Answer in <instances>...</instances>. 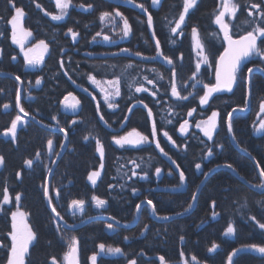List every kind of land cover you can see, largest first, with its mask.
<instances>
[{"label":"trees","instance_id":"trees-1","mask_svg":"<svg viewBox=\"0 0 264 264\" xmlns=\"http://www.w3.org/2000/svg\"><path fill=\"white\" fill-rule=\"evenodd\" d=\"M113 1L127 3L126 0H73L68 15L62 21H52L50 16L45 15L46 12L59 13L52 0H15L16 6L22 7L25 12L24 28L32 32L30 46L34 48L41 39L49 45L43 62L36 68L24 65L21 52L12 44L10 25L0 21V31L4 33L0 37V73L21 77V106L29 112V116L44 125L55 122L57 129L64 127L68 132V148L57 163L51 182L52 189L60 192L59 199L52 198L64 220L75 225L94 215L105 214L129 225L134 219L136 204L148 199L156 206L158 218L183 213L187 204L192 202L191 195L196 192L203 173L225 162L232 163L238 175L250 185L259 183L254 166L232 147L227 135V113L233 108L246 107V87L241 78L238 76L232 92L213 95L209 105L203 108L199 105V96L204 94L203 85L198 84L195 89L191 87L195 83L192 79L194 74L203 83L214 84L215 62L224 50L214 22L222 0H198L197 7L190 10L186 17V26L181 25L175 35L171 28L182 12L183 0H159L156 5L152 4V0H133L132 5L143 4L147 13L152 15L154 40L150 36L146 17L137 8L119 6ZM233 2L240 4L235 17L229 22L231 35L237 39L255 27V24L249 25L244 21L252 20L248 13L251 11L255 16L256 10L246 7L247 0ZM90 3L94 5L91 10L79 7L80 4ZM37 4L40 8L36 7ZM116 8L131 25L129 40L110 47L95 44L93 37L96 39L97 33L102 30L100 13L113 12ZM13 14L8 0H0V17L8 18ZM193 27L197 28L195 38L192 36ZM68 28L79 33L75 41L70 34L66 35ZM156 39L161 42V50L173 58L175 75L173 66L135 55L140 52L143 56H155ZM196 39L204 46L203 53L195 47ZM122 49H129L130 54L122 53ZM14 55L17 57L15 61L12 60ZM202 55L209 56L208 65L202 62ZM61 60L64 61L63 68ZM197 63L201 67L195 73ZM129 64L131 68L127 67ZM254 66L264 67V60H250L245 74L247 67ZM90 76L96 81L120 79L121 96L114 102L115 108L110 109L101 101L100 94L89 83ZM37 78L41 79L40 85L35 84ZM252 80L250 110L233 116L232 135L241 149L246 148L259 160L264 157V131H257L259 124L264 122V112L260 109L264 101V77L255 73ZM173 83L181 96L189 92L193 95L187 100H177L171 96ZM129 84H132L131 88ZM141 85L148 91L136 93L135 87ZM17 89L18 84L14 80L0 77V135L19 115L15 109ZM29 96L32 98L29 99ZM72 96L80 101L78 112L77 108L65 107L68 98L71 99L68 104L74 103ZM4 104H8L9 108L5 109ZM193 108L196 111L189 118L187 113ZM149 110L153 113L152 117L148 116ZM212 111L219 113L218 135H214V140L222 143L224 148H215L213 157L202 159L206 149L201 141L207 138L195 128V124L201 119L206 120ZM101 115L103 121L100 120ZM52 116H56V120H52ZM169 120L172 123L169 124ZM22 121L15 142L12 139L0 140V155L5 157V165L0 166V203L5 188L11 201L3 206L4 211H0V240L10 244L5 233L11 231V212L17 209L14 197L23 193L18 207L27 213L29 226L38 234V239L29 245L25 264H51L52 257H56L57 264H66L63 257L68 252L72 237L79 242V264H88L89 257L94 252L99 253L98 245L101 243L106 247H120L129 259L143 251L145 256L139 257L137 264H145L149 257L160 256L165 258L166 264H185L186 261L195 264L191 261L192 255L198 258L200 264H227V256L231 252L253 243L264 245V233L245 223L243 218L252 214L264 221V192L249 189L227 170L217 172L206 181L195 208L181 219L157 223L151 219L149 207L145 205L138 224L127 230L117 229L108 233L105 229L107 222H94L73 231L50 222L43 189L47 167L57 155L49 156L46 145L47 140L52 139L53 151L59 153L62 135L46 131L31 121ZM184 121H189L190 129L186 135H181L179 128ZM153 122L157 127L155 138L151 135ZM133 129L147 135L151 144L124 149L112 144L113 135H123ZM164 131L169 133L171 140L163 137ZM97 140L105 149L103 160L96 151ZM156 141L180 165L179 170L185 171L188 179L184 192L179 186L176 166L156 149ZM212 143L208 141L209 145ZM37 152L41 153L40 160H36ZM28 159L34 161L32 169L25 164ZM101 163L103 169L100 168ZM195 163L202 164V171L195 169ZM156 167L163 169L160 177L154 175ZM261 167L264 168V164ZM170 168L173 169L172 175L168 174ZM92 171H101L95 186L87 179ZM17 172L21 173V180L17 179ZM145 173L147 179H141ZM121 185L124 187L121 188ZM133 189L137 190L135 194ZM93 195L107 201L104 208L95 207L91 199ZM72 199L85 200L83 213H70ZM245 201L248 207L237 212ZM214 213L217 215L214 216ZM229 223L238 229L231 236L224 235ZM181 235L185 237L183 241L180 240ZM125 237L128 239L125 240ZM214 243L218 248L210 253L208 248ZM4 258L5 253L0 250V262ZM235 259L241 260V264H264V257L250 251L240 252ZM98 264H126V258L124 255L99 253ZM152 264L159 263L152 259Z\"/></svg>","mask_w":264,"mask_h":264},{"label":"snow or ice","instance_id":"snow-or-ice-1","mask_svg":"<svg viewBox=\"0 0 264 264\" xmlns=\"http://www.w3.org/2000/svg\"><path fill=\"white\" fill-rule=\"evenodd\" d=\"M127 3H133V0H126ZM159 0H152V4L156 5L158 4ZM8 3L13 10L14 14L11 15L8 18L0 17V21H3L6 25H10L11 29V41L13 44L17 45L20 49V52L23 54L24 59V65L31 68L38 67L43 62V56L45 53H48L49 45L45 43L43 39L39 40V42L35 45V47H30L25 49V44L29 37L32 36V32L29 30H26L23 26V21L25 17V12L22 7H17L15 0H8ZM198 5V0H183V8L182 12L179 15L178 21L175 23V26L171 28L172 34H177V30L181 29V25H185L186 17H188V14L190 10L195 9ZM55 6L59 10L58 14H50L45 13V15L50 16V19L52 21H62L66 15H68V10L70 7L73 6V0H55ZM37 8H40V5H36ZM80 8H85L87 10H91L94 8L93 4H80ZM136 7L142 9L145 13H147V9L144 7L143 4H136ZM246 7H250L251 9L256 10V15L253 16V12L249 11V16L253 17L252 20H245L244 23L252 25L255 24V27H252L251 30L247 31L246 34H243L240 36L239 39H233L232 35H230V25L229 23L225 22V17H235L236 12L240 8V4L238 2H233V0H222L221 8L218 12V14L215 15V24L219 26L220 30L223 33L224 41L227 43V47L224 48L223 53L219 55L218 60L215 62V83H203L201 79H198L197 76L194 74L192 76V79L195 81L191 85L193 89L196 88V85L202 84L204 89V94L202 96H199V105L203 108L205 105H209V101L213 97L214 94L222 93V92H232L234 85L237 83L238 76L241 78V81L245 84V87L248 89V94L251 95V86L253 83L252 77L255 75V72H261L264 73V67H247L246 68V74H245V67L246 64L254 59L259 58L261 60H264V0H260V2H256V0H247ZM113 13L115 17H119L123 22V28H122V37L126 38L130 35L131 32V25L128 22V19L124 17L123 13L119 11L118 8L114 9L113 12L109 11H102L100 13L99 19L101 21H105L106 19L113 17ZM147 24L149 28L153 25V17L150 13H147ZM186 26V25H185ZM67 34H70L72 37V40L75 41L79 33L75 32L72 28H68ZM4 35L3 31H0V37ZM97 35H100V33H97ZM153 38L155 39V32H153ZM213 36H216V33H212ZM192 36L195 38L197 36V28H192ZM95 39V37H93ZM104 41H110V37L108 35L103 36ZM258 41H260V44H258ZM156 49L157 53L155 56L147 57L143 56L140 52H136L135 55L137 57H141L144 60H157L158 58L163 59L168 65L173 66V75H175V68H174V60L170 55L165 54L161 50V42L159 39H156ZM195 47L200 50L201 53L204 52V46L201 44L199 39L195 40ZM36 49H40L39 55H33V53L36 51ZM122 53L124 54H130L129 49H122ZM0 53H2V49H0ZM17 57L14 55L12 56V60H16ZM182 59V57H181ZM202 62L205 65H208L209 63V56L208 55H202L201 56ZM243 65V66H242ZM60 66L64 67V61H60ZM128 68H131L132 65H127ZM201 64L197 63L195 66V73H198L200 70ZM67 74V73H65ZM16 81H21V77L19 75L15 76ZM89 79L92 81V83L97 84L98 82L95 80L94 77H89ZM147 79V78H146ZM135 83V81H133ZM148 83H152L151 80H148ZM36 85L41 84V79L37 78L35 80ZM106 84L113 89V91L108 92L107 89L101 88V91L104 92L103 99L105 103L108 104L109 108H115L116 105L112 103L111 101L114 100L117 97L121 96L120 91V79H114V80H108ZM132 87V84H129V88ZM85 91H87L85 89ZM148 91L147 88L141 86L135 87L136 93H142ZM193 93L189 92L188 95L181 96L180 92L177 89V86L175 83L171 86V96L175 97L177 100H187L189 96H192ZM32 97L29 96V99ZM72 100L74 103L71 104H65L66 108H72L76 109L78 105L80 104V101L76 100L75 96H72ZM142 102V101H141ZM247 102V101H246ZM15 104L19 108V111L23 113L25 117L29 116V112L24 109V107L21 106V92L19 89H17L15 94ZM3 107L5 109L9 108L8 104H4ZM147 107V105H145ZM260 109L262 112H264V101L260 104ZM239 111L243 112L244 108H239ZM196 109L193 108L190 111H188L187 115L192 116L193 112H195ZM237 111L236 108H233L231 112L227 113V132L229 134L233 133V112ZM153 113L151 110L148 111V116L152 117ZM219 113L217 111H212L211 116H209L206 120L201 119L198 123L195 124V127L200 129V131L203 133V136L207 138L206 141H201V143L204 144L206 153L202 157V159L213 157L216 153L214 152L215 148L223 149L224 145L222 143H218L214 140V135H218V121ZM52 120H56V116L51 117ZM100 120L103 121L104 117L103 115L100 116ZM23 123L22 118L20 115H16L14 119L11 120L10 127H8L4 132L3 136L9 137L11 136L13 142L17 139V130L18 125ZM73 123H76V121H73ZM168 123H172V121H168ZM189 128V124L187 121H184L180 125L179 131L181 134H187ZM257 131H264V122H261L259 124V128ZM59 132L63 133L65 137L68 136V132L64 127L59 128ZM151 135L153 138L157 135V127L155 122L152 124V131ZM163 136L166 137L168 140H171V137L169 136V133L167 131L163 132ZM232 141H236V137L234 135L231 136ZM113 143L118 146L121 149H124L126 146H130L133 148H138L142 145H147L150 143L149 137L147 135H143L140 131H137L135 129L128 131L126 134L123 135H113L112 137ZM208 141H212V145L208 144ZM175 146V142H173ZM47 150L49 153V156L51 155H57L59 156V153H55L53 151V140L48 139L47 140ZM65 145L61 144L60 147L63 148ZM239 146V145H237ZM156 149L160 151L161 154H163L172 165L176 166V170L180 169V165L177 164L176 160L173 159L169 154L164 150V148L161 147L160 142L156 141L155 143ZM96 151L99 152L101 160H103L105 156V149L100 144V142L97 140L96 143ZM242 151L246 152L247 155L250 157L251 162L254 165V171L258 170V176L260 179V182L257 184H252V187L254 188H260L264 189V168L261 167L262 164H264V157H261L259 160L252 156L251 152H248V150L242 149ZM41 159V153H36V160ZM55 162V161H54ZM135 163V162H133ZM25 164L29 169L33 168L34 161L33 159H28L25 161ZM5 165V157L3 155H0V166ZM139 167V165H137ZM224 167L231 172H237L236 167L232 163L225 162L222 165H217V168ZM100 168L103 169V163L100 164ZM195 169L198 171H202V164L201 163H195ZM216 169H211V171H215ZM50 171V170H49ZM163 169L161 167H156L154 175L156 177H160ZM169 175L173 174V169H169L168 172ZM209 172H204L203 175L205 179L209 176ZM133 175L135 176L136 173L133 171ZM17 179L21 180V173H16ZM101 176V171H92L88 175L87 179L91 182L93 186L96 185L97 179ZM178 177H179V186H184L185 181L188 179L185 175V171L179 170L178 171ZM141 179H147V173H145L143 176L140 177ZM241 179H244L241 177ZM111 187V186H110ZM124 185H121V188H123ZM136 189H133L134 194L136 193ZM23 193H17L14 197L15 202L17 204L16 211L11 212V231L6 232L5 235L8 239H10V244L5 243L4 240H0V250L4 251L5 258L0 264H25V258L29 252V245L32 244L34 241L38 239V234L29 226V223L27 222V213L25 211H21L18 207ZM43 195L47 200V206L51 209V214L49 215V221L52 223H58L56 220L53 219V217L59 218V220H64V217L61 215V213L57 210V207L53 203V198L49 195V188L44 187L43 189ZM60 192L59 190L56 191V199H59ZM92 201L95 203V207L97 209H102L106 205L107 201L105 199H101L98 196L93 195L91 197ZM198 199V196L196 193H193L191 195V203L187 204V207L184 209L185 212L189 211L192 207L194 202ZM10 196L8 194L7 188L4 189L3 192V199L2 203H0V211H4V205H8L10 203ZM257 204L260 203V201H256ZM147 205L151 206V211L153 215H157V209L156 206L153 204V201L151 199L147 200ZM213 207L216 206V202L212 201ZM85 206V200L84 199H72L70 203V208L73 210H78L81 213L84 211ZM136 209L139 211L141 208L140 203L136 204ZM248 207L247 201L240 204V207L237 209V212H240V209H246ZM177 215H182V213H177ZM217 215L214 213V216ZM162 220H170L171 217L169 215H163L159 216ZM245 220V223H249L254 229H258L261 231V233H264V221L259 220L255 215L248 214L243 217ZM109 219H115L114 217H109ZM66 228H74V224H68L65 222ZM106 227L109 230H113L114 225L112 223H108ZM147 230V227L145 228ZM57 231H59V227H57ZM238 231L237 227L233 223H229L226 232L224 235L231 236L235 234ZM143 234V233H141ZM128 238L125 237V240ZM185 237L183 235L180 236V240L183 241ZM78 241L75 237H72L69 242V250L63 257V260L66 262V264H79L77 259V252H78ZM99 253H107L111 255H124L126 258V264H137L139 257L145 256V253L141 251L135 258L129 259L127 257V254L123 252V250L120 247H112L107 246L103 243L98 245ZM218 248L217 244H212L210 248H208V251L215 252ZM255 252L259 254L261 257H264V245L253 243L249 246H246L245 248L237 249L236 251L231 252L227 256V264H241V260L235 259V257L239 256L240 252ZM99 253H93L90 257V264H98V255ZM183 256L184 254L181 253ZM159 260L161 261V264H163L165 258L163 256L159 257ZM191 261L195 262V264H200V261L195 255L191 256ZM51 264H57L56 257H52ZM145 264H152V258L149 257ZM185 264H188L186 261Z\"/></svg>","mask_w":264,"mask_h":264},{"label":"water","instance_id":"water-1","mask_svg":"<svg viewBox=\"0 0 264 264\" xmlns=\"http://www.w3.org/2000/svg\"><path fill=\"white\" fill-rule=\"evenodd\" d=\"M113 3H115L116 5H119V6H127V7L137 8V9H138V10H139V11H140V12L146 17V19H147V13H145L142 9L136 7L135 5H132V4H129V3L120 2V1H114ZM216 26H217V28H218V32H219V34L221 35V38H222V41H223V44H224V48H226V47H227V43H226V41H224L223 33H222V31L220 30L219 26H218V25H216ZM149 30H150V36H151L152 39L154 40L153 35H152V34H153L152 27L149 28ZM230 35H231V33H230ZM233 39H234V38H233ZM238 39H239V38H238ZM155 44H156V43H155ZM222 53H223V52H222ZM222 53H221V54H222ZM157 61H159V62L162 63L163 65H168L165 61H163V59L158 58ZM255 73H258V74H260V75H262V76L264 77V73H261V72H258V71L255 72ZM0 77H2V78H9V79L14 80V81L18 84V89L20 90L21 95H22V92H23V83H21V82H19V81H16L15 76H13V75H9V74L0 73ZM214 83H215V77H214ZM217 94H218V93H217ZM214 95H216V94H214ZM250 96H251V95L248 94V89L246 88V101H247V102H246V107L244 108V111H243V112L239 111V110H238L239 108H236L237 111L233 112V116L236 115V114H245V113H247V112L249 111V108H250ZM66 102H67V104H68V102H71V99L68 98V100H66ZM15 107H16V110H17L18 114L21 116L22 120H29V121L35 123L37 126L41 127L42 129L46 130V131H50V132H53V133H58V134H61V135L63 136V138H64V140H63V145H65V146H64L63 148H60V151H59V154H60V155L56 157L55 162H54L53 165H52V168H51V171H50V174H49V176H50L51 173L53 172L55 166L57 165L59 159L63 156V154H64L65 151H66V146H67L68 137H65L63 133L59 132V129H56V128H55V127H56V123H55V122H51L49 125H44V124H42L40 121H38L36 118H34V117H32V116L25 117V116L23 115V113H21V112L19 111V108L16 106V104H15ZM231 111H232V110H231ZM231 111H230V112H231ZM226 120H227V118H226ZM20 125H21V124H20ZM20 125H18V128L20 127ZM226 129H227V124H226ZM227 135H228V139H229V142H230V144L232 145V147H233L235 150H237L238 152H240L241 154H243V155H244L248 160H250V162H251V159H250V157L247 155V153L244 152V151H242V149H241L239 146H237V144H236L234 141L231 140V136H232V134H229V133L227 132ZM10 139H12L11 136H9V137H5V136H3V133L0 135V140L7 141V140H10ZM251 163H252V162H251ZM252 165H253V163H252ZM253 166H254V165H253ZM212 169H216V170H215V171H211V172H210V170H209L208 172H209L210 174H209V176L207 177V179H205V177L203 176L201 182L199 183V185H198V187H197V189H196V192H195V193L197 194V196L199 195L200 190L202 189V187L204 186V184L206 183V181H207L210 177H212L214 174H216L217 172L222 171V170H227V171L231 172L230 170H228V169H226V168H224V167H219V168H217V166H215V167L212 168ZM178 171H179V170H177V172H178ZM256 171L258 172V170H256ZM231 173L234 175V177H235L238 181H240L242 184H244L245 186H247L249 189H251V190H253V191H256V192H258V193H262V192H264V189L254 188V187H252V185H250L249 183H247L244 179H241V177L238 175L237 172H231ZM49 178H50V177H48V179H47L46 187H48V180H49ZM185 190H186V184H184V186H182V190H181V191L184 192ZM196 202H197V200L194 202L193 207H192L189 211H187V212H185V213H182V215H173V216H170L171 219H170V220H167V221L162 220V219L156 217V215H153V214H152V211H151V206L148 205V207L150 208V217H151V219H152L153 221H155V222H157V223H167V222H170V221H173V220H176V219H181V218H184V217L188 216V215L193 211V209L195 208ZM45 204H46V207H47V209L49 210V212H50V214H51V209H50V207L47 206V200H46V198H45ZM140 205H141V208H140L139 211H138V210L136 211V215H135L134 222H133L132 224H130V225H123V224H121L120 222H118V221H116V220H114V219H109V217H107V216H95V217H93V218L86 219L85 221H83V222L80 223L79 225L75 226L74 228H66V227H65V222H64L63 220L61 221V220H59V218H56V217H53V218H54V219H55L60 225H62V227H64L65 229H68V230H76V229H79V228H81L82 226H84V225H86V224H89V223H92V222H94V221H104V222L112 223L115 227H117V228H119V229H126V230H127V229H132V228H134V227L137 225V223H138V221H139V219H140V213H141V210H142L143 206L147 205V201H142V202L140 203ZM71 211H73V209H71ZM106 231H107L108 233H110L111 230H109V229L107 228ZM77 259H78V262H79L78 252H77ZM147 259H148V258H147ZM152 259L155 260V261H157L159 264H161V261L159 260V257H154V258H152ZM163 264H166V263L163 262Z\"/></svg>","mask_w":264,"mask_h":264},{"label":"rangeland","instance_id":"rangeland-1","mask_svg":"<svg viewBox=\"0 0 264 264\" xmlns=\"http://www.w3.org/2000/svg\"><path fill=\"white\" fill-rule=\"evenodd\" d=\"M54 3H55V0H52ZM219 11L220 10H222V8H221V5L219 6V9H218ZM218 11V12H219ZM218 12H217V14H218ZM231 19H232V17H230V16H226L225 17V22H227V23H229L230 21H231ZM101 25H102V30H101V32H100V35H98L97 37H96V39H94V42H95V44H99L100 46H102V47H110V46H115V45H118V44H121V43H124V42H126V41H128L129 40V38H130V36H131V32H130V35L128 36V37H126V38H121L122 37V28H123V22H122V20L119 18V17H115L114 15H113V17H110V18H108V19H106L105 21H101ZM230 33H231V31H230ZM104 35H108L109 37H110V41H104L103 40V36ZM30 38V37H29ZM29 38H28V40H27V42H26V44H25V49H27V48H30L31 46H30V44H29ZM238 39V38H237ZM13 44V43H12ZM15 47H17L18 49H19V47L17 46V45H15V44H13ZM19 51H20V49H19ZM40 49H36V51L33 53V55H39L40 54ZM46 54V53H45ZM44 54V55H45ZM21 56L23 57V54L21 53ZM44 57V56H43ZM166 66H168V65H166ZM98 83L97 84H94V83H92V81L89 79V83L91 84V86L93 87V89H95L99 94H100V98H101V101H103L104 102V104L105 105H107L108 106V104L107 103H105V101H104V99H103V96H104V92H102L101 91V88H105V89H107V91L108 92H111V91H113V89H111L107 84H106V82L107 81H97ZM118 99V97L117 98H115L114 100H112L111 102L112 103H114L116 100ZM109 108V107H108ZM15 109H16V107H15ZM110 109H112V108H110ZM78 110H79V105H78V107H77V110H76V112H78ZM17 111V110H16ZM249 112V111H248ZM18 113V112H17ZM211 116V115H210ZM191 116H189V118H190ZM188 124H189V121H188ZM196 128V127H195ZM190 129V124H189V128H188V130ZM198 131H200V129H198V128H196ZM188 132V131H187ZM201 132V131H200ZM260 132V131H259ZM179 133H180V131H179ZM202 133V132H201ZM181 134V133H180ZM203 134V133H202ZM163 135V134H162ZM181 135H186V134H181ZM68 137V136H67ZM164 137V136H163ZM166 140H167V138L166 137H164ZM63 136H62V140H61V142L59 143L60 145L61 144H63ZM150 141V140H149ZM112 144H113V141H112ZM151 143H149V144H147V145H150ZM60 145H59V148H58V150L60 149ZM147 145H142V146H147ZM142 146H140V147H142ZM126 147H130V146H126ZM140 147H138V148H140ZM67 148H68V141H67V146H66V150H67ZM66 152V151H65ZM64 155V154H63ZM57 157V156H56ZM56 159V158H55ZM55 159L53 160V161H51L50 162V164L48 165V167H47V171H46V176H45V181H44V187H46V182H47V179H48V177H50L49 178V180H48V188H49V195L51 196V197H55L56 198V191H54L53 189H52V185H51V182H52V180H53V173H54V170H55V168H54V170H53V172L51 173V175L49 176V174H50V171H51V168H52V165H53V163H54V161H55ZM61 159V158H60ZM59 159V160H60ZM59 162V161H58ZM56 167V166H55ZM50 170V171H49ZM211 170V169H210ZM178 173V172H177ZM258 173V172H257ZM202 180V179H201ZM201 182V181H200ZM185 184H186V181H185ZM54 191V192H53ZM201 191V190H200ZM53 193V194H52ZM199 196V195H198ZM44 202H45V197H44ZM45 206H46V204H45ZM142 210H143V208H142ZM142 210H141V212H142ZM49 211V210H48ZM76 211L78 212V210H73V211H71V208H70V213H75V215H77L76 214ZM136 211H137V209H136ZM183 213H185V212H183ZM135 215H136V212H135ZM140 215H141V213H140ZM95 216H107V217H110V216H108V215H105V214H100V215H94V216H92V217H89V218H93V217H95ZM157 217V216H156ZM89 218H87V219H89ZM134 219H135V216H134ZM134 219H133V221L130 223V224H132L133 222H134ZM86 219H84V220H82L81 222H79V223H76L75 224V226H77V225H79L80 223H82L83 221H85ZM114 220H116V219H114ZM64 222H66L65 220H63ZM117 221V220H116ZM94 222H104V221H94ZM94 222H92V223H94ZM119 222V221H118ZM90 224V223H89ZM87 225V224H86ZM62 226V225H61ZM85 226V225H84ZM83 227V226H82ZM115 227V226H114ZM64 228V227H63ZM105 229H107V227H105ZM66 230H68V229H66ZM76 230H78V229H76ZM68 250H69V246H68ZM106 255H108V256H111V254H107V253H105ZM88 264H90V260L88 261Z\"/></svg>","mask_w":264,"mask_h":264}]
</instances>
